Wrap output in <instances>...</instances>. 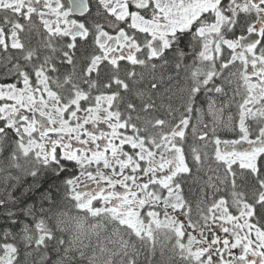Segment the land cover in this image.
<instances>
[{
  "label": "snow or ice",
  "instance_id": "1",
  "mask_svg": "<svg viewBox=\"0 0 264 264\" xmlns=\"http://www.w3.org/2000/svg\"><path fill=\"white\" fill-rule=\"evenodd\" d=\"M0 264H264V0H0Z\"/></svg>",
  "mask_w": 264,
  "mask_h": 264
},
{
  "label": "flooded vegetation",
  "instance_id": "2",
  "mask_svg": "<svg viewBox=\"0 0 264 264\" xmlns=\"http://www.w3.org/2000/svg\"><path fill=\"white\" fill-rule=\"evenodd\" d=\"M231 131H221V133H219L220 134V136H221V138H224L225 137V135L224 134H228L229 133V138H232V139H236V138H238L237 136H236V134L235 133H230ZM224 135V136H223Z\"/></svg>",
  "mask_w": 264,
  "mask_h": 264
},
{
  "label": "rangeland",
  "instance_id": "3",
  "mask_svg": "<svg viewBox=\"0 0 264 264\" xmlns=\"http://www.w3.org/2000/svg\"><path fill=\"white\" fill-rule=\"evenodd\" d=\"M221 133V132H220ZM229 133L228 134H225V137L224 138H222V139H232V138H229Z\"/></svg>",
  "mask_w": 264,
  "mask_h": 264
},
{
  "label": "bare ground",
  "instance_id": "4",
  "mask_svg": "<svg viewBox=\"0 0 264 264\" xmlns=\"http://www.w3.org/2000/svg\"><path fill=\"white\" fill-rule=\"evenodd\" d=\"M230 133H232V132H230ZM224 135H225V134H224ZM224 135H223V136H224Z\"/></svg>",
  "mask_w": 264,
  "mask_h": 264
}]
</instances>
